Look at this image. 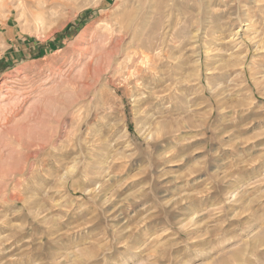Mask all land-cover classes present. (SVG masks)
Instances as JSON below:
<instances>
[{
	"label": "rangeland",
	"instance_id": "rangeland-1",
	"mask_svg": "<svg viewBox=\"0 0 264 264\" xmlns=\"http://www.w3.org/2000/svg\"><path fill=\"white\" fill-rule=\"evenodd\" d=\"M0 264H264V0H0Z\"/></svg>",
	"mask_w": 264,
	"mask_h": 264
},
{
	"label": "bare ground",
	"instance_id": "bare-ground-1",
	"mask_svg": "<svg viewBox=\"0 0 264 264\" xmlns=\"http://www.w3.org/2000/svg\"><path fill=\"white\" fill-rule=\"evenodd\" d=\"M53 93V92H52ZM31 107V106H30Z\"/></svg>",
	"mask_w": 264,
	"mask_h": 264
}]
</instances>
